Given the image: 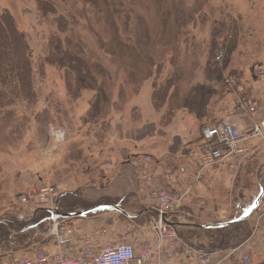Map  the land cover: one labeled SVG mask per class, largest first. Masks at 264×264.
Wrapping results in <instances>:
<instances>
[{
    "label": "rangeland",
    "instance_id": "374dc122",
    "mask_svg": "<svg viewBox=\"0 0 264 264\" xmlns=\"http://www.w3.org/2000/svg\"><path fill=\"white\" fill-rule=\"evenodd\" d=\"M50 1L57 8L55 18L48 15L42 19L38 0H0V15L7 11L12 16L28 45L35 94L31 105L17 104L6 116H0V219L29 216L40 188L50 189L53 197L58 190H68L67 186L73 182L104 184L111 172L101 167L99 149L117 155L107 144L111 137H118V148L122 145L136 148L138 153L148 154L150 160H158L159 152L165 149L164 130L176 131L178 123L180 138L189 136L178 119L181 115L176 118L178 113L191 116L194 122L189 125L194 128L227 118L246 127L250 125L248 119L264 121V0H109L116 9L109 25L99 23V14L81 0ZM58 15L62 17L63 28L54 25L58 24ZM112 25L115 35H105ZM231 35L236 37V43L229 51ZM52 37L60 42L55 45L61 48L59 52L53 51V59H62L66 41L78 45V55L89 66L100 65L104 69L105 86L100 101L95 91L78 90L76 74L65 63L45 62L46 47ZM216 46V54L222 57L217 60L212 53ZM222 47L225 48L221 50ZM39 63L42 68L37 67ZM89 69L90 73L83 71L81 75L82 85L96 89L99 68ZM218 74L217 81L214 77ZM91 78L98 86L89 84ZM201 91L205 97L198 104L196 95ZM151 97L152 101L158 100L159 109L152 108ZM238 102H256L255 114L245 117L243 112L236 111ZM200 105L203 115L198 118ZM164 120L173 124L165 129ZM57 131L62 138L54 137ZM149 132L151 135H147ZM259 142L264 148V140ZM132 152L136 153L134 149ZM239 173L240 170L232 175L229 171V179L209 185L214 184V193L222 195L230 183L231 192H236V183L241 181ZM190 193L191 190H186L180 194L186 198ZM19 194L28 197L29 208L20 206ZM139 199L136 202L139 205L130 207L129 200L124 208L133 213L147 207L141 196ZM65 200L63 209L67 211L98 203L86 204L79 196L78 200L85 205L77 208L70 206L72 199ZM198 201L184 200L175 209L181 222L190 227L208 225L217 208L213 201ZM234 204L230 202L231 207ZM104 214L99 212V220L89 215L71 218L66 223L80 235L105 229L107 238L111 234L112 243L119 241L115 236L120 232L133 230L135 236L148 232L145 215L129 221L116 213ZM8 230L10 235L20 228ZM180 231L193 244L200 240L208 243L211 238L216 241L214 248H218L221 242L227 248L223 251L229 255L237 248L233 246L237 238L230 231L209 232L202 228ZM21 233L26 238H19V243L5 237L7 242L0 251L20 249L27 244L29 247L20 252L27 253L43 245V233L35 230ZM2 239L0 244L5 241Z\"/></svg>",
    "mask_w": 264,
    "mask_h": 264
},
{
    "label": "crops",
    "instance_id": "0c3cea01",
    "mask_svg": "<svg viewBox=\"0 0 264 264\" xmlns=\"http://www.w3.org/2000/svg\"><path fill=\"white\" fill-rule=\"evenodd\" d=\"M180 115L182 118H178ZM185 115L181 112L177 114L176 118L181 120V126L183 129H188V138H180L181 133L178 129V123H176V131L164 130L163 145H165V149L159 152L158 160H150L148 154L138 153L136 148H132L136 153H133L132 149L123 145L118 148V137H111L107 140V144L109 147L115 149L117 155H113L108 150L102 151V149H99V160L102 161L101 167L106 171H110L111 177L107 181L102 179L104 184L98 185L73 182L67 186L68 190H61V192L58 190L57 194L76 192L79 194L80 199L86 204L95 202L99 203V201L102 200L113 202L116 199L127 197L128 199L126 201L128 202L130 200V207H132V205H139V203L136 204V202H139L140 200L137 177L142 171L140 169H133L128 164L127 158H132V156H144L149 162L147 166L142 168V170H145L146 173H148L152 188L164 189L170 193H181L189 189V191L191 190V193L188 196L186 195V201L189 200L192 202L194 199L208 202L213 201L217 208L214 210L215 214L210 217L209 221H207L208 225L230 221L234 222L230 223L229 226L241 223L233 227L228 226L229 228L226 229V232L230 231L235 234L234 238H237L236 243L233 245L234 247H237L235 248V253L229 255L223 250L220 251V249L223 248L221 242H219L220 246L218 248H214L216 241L211 238H208L210 239L208 240V243H202L200 240L198 243L195 242L196 244H193L189 240H185L192 245L198 253L206 255L211 264H243L244 257L248 259V264H264V206L262 202H259L256 207L252 208L258 194L263 193L264 197V191L261 192V190L264 189V186L262 189L259 188L260 182L264 185V148L262 147V144H260L259 141L253 143L252 146L257 147L255 156L253 159H249L250 161L246 162L238 174L240 175L239 179L245 181V184L238 181L235 186L236 192H231L230 183H228L225 186L222 195L214 193V184L209 185V183H218L226 178L229 179L230 176L227 172L226 166L223 164L220 166H214L197 177L198 162L193 154L202 144V138L198 126L196 125L194 128L192 125H189L194 122L191 120L192 117L188 115L187 119ZM248 121L250 124L251 120L248 119ZM238 124L242 129H249L250 127V125L248 127L244 126L240 121ZM147 135H151V133ZM38 151L40 152L39 149ZM99 171L102 172L103 170H100L99 168ZM246 177H248L247 181L245 179ZM249 187L254 189L251 190ZM257 189L258 192L256 194L255 191H257ZM240 192L243 194H240ZM19 196L20 194L17 197ZM230 202L235 203L234 207H231ZM219 203H222L223 207H220ZM248 209H253L254 211H250L246 217L240 219ZM79 210L80 209L76 211ZM125 211L129 212L127 208H125ZM232 212L234 214H232ZM251 213H253V215L248 219ZM230 214L232 215L230 218L233 217L231 220H229L230 218L227 219V216ZM102 215L105 214L102 213ZM90 216L99 220V212ZM192 229L195 230L194 227L183 226L180 230ZM146 230L148 232H138L137 239L146 240L151 245L155 240V236L149 229L146 228ZM120 233H117L115 236V238L119 240H117L118 243H128L129 240H131V237L128 236L121 237ZM76 234L78 242H80L83 237H93L98 239V245L100 247L105 241V237H99V230L93 234L85 233L83 235H80L76 230ZM109 235V238L106 237V239L110 241L111 234ZM155 261H160L163 264H198V257L194 255L192 257L172 259L168 252V248H165L160 255L155 257Z\"/></svg>",
    "mask_w": 264,
    "mask_h": 264
},
{
    "label": "trees",
    "instance_id": "16d2710c",
    "mask_svg": "<svg viewBox=\"0 0 264 264\" xmlns=\"http://www.w3.org/2000/svg\"><path fill=\"white\" fill-rule=\"evenodd\" d=\"M81 2L85 5H89L96 15L99 14V23H103L105 25H109L112 16L115 13V5L112 2H109V0H81ZM98 2H99V8H98ZM38 7L39 12L42 19H45L46 16H55L56 14V7L53 5V3L50 0H38ZM55 18V17H54ZM57 23H54L55 26H59L61 28L64 27V23L60 21L62 19L61 16H56ZM110 31H106L105 35L112 36L115 35V26L112 25L109 27ZM228 43V49L229 51L234 47L236 43V37L234 35L230 36ZM55 44H60L57 39L52 37L47 45L48 54L46 56L45 62L48 65H62L65 63L67 66H65L67 69L70 68L74 71L76 74V85L78 86V90L81 89H90L96 92V95H99V101L100 97L103 93L102 87L105 86L104 84V69L99 65V67L95 65L89 66L88 63L84 62V57L78 55L79 47L76 44H71L69 42L64 41L65 51L61 52L62 59H53V51L59 52L61 50L60 47H58ZM225 47H222L221 50H223ZM217 46L215 48V51H212L214 59H221L222 57L220 55L216 54ZM221 52V51H220ZM31 54L28 48V45L24 39L23 34L18 30L15 23L13 22L12 16L7 12H2L0 15V116L4 114H8L7 111L15 107L17 104L25 103L26 105H31L32 102L35 100V94L32 86V75H33V64L31 60ZM45 62H43L45 64ZM37 67L42 68L41 63L37 65ZM97 69L99 68V86L95 82L94 78H91L89 84L90 85H96L98 88L92 89L91 87H86L82 85V78L81 75L83 71L85 73H90V69ZM217 81L220 79V75H216L214 77ZM154 94V93H153ZM205 93L203 91L199 92L197 97V103L201 104L203 102ZM105 101V100H103ZM158 100L152 101L151 97V104L153 109H159L160 107H157ZM185 108H187L185 106ZM154 109V110H155ZM157 113V112H156ZM165 113V112H164ZM197 117H201L203 115V112L201 111V105L197 108ZM6 116V115H4ZM161 118V117H160ZM207 122H205L206 124ZM170 125V121L164 120L162 123L163 127H167ZM79 195L76 192L73 193H64L59 194L56 197L54 208L58 209L62 213H70L74 210H64V201H66V198L72 199V203L70 204L71 207H81L85 205L82 201L78 200ZM128 198L123 197L121 199H116L113 202H103L101 204L103 205H118L120 208H124V204ZM100 203H96L94 205L86 206L85 208L80 209H90L92 207H96L101 205ZM66 207H68V203L66 204ZM121 216V215H120ZM49 217L48 212L46 211H40L34 222L36 224L35 229H30V231L35 230L36 232L43 233L46 231L49 227V223L46 222ZM123 217V216H122ZM17 221L16 219H0V237L5 239V237H10L15 243H19V238H26L25 233L20 234H10L9 235V228H16L19 229L18 231H22L27 225L21 222H14ZM18 224L15 227L14 225ZM221 231V230H218ZM24 235V236H23ZM23 236V237H22ZM2 239V240H3ZM7 239L3 243L0 244V248L4 247L6 244ZM12 242V243H14ZM14 243V244H15ZM31 243L30 241L28 242ZM35 243V242H32ZM4 244V245H3ZM3 245V246H2ZM27 244L24 248H27ZM13 249L5 250L4 252L0 251V254L5 253L7 251H10Z\"/></svg>",
    "mask_w": 264,
    "mask_h": 264
},
{
    "label": "built area",
    "instance_id": "2783aa9c",
    "mask_svg": "<svg viewBox=\"0 0 264 264\" xmlns=\"http://www.w3.org/2000/svg\"><path fill=\"white\" fill-rule=\"evenodd\" d=\"M204 145L199 151V161L202 168H207L222 161H232L241 163L248 155V142L260 135V127L255 126L249 133L238 131L233 123L223 122L214 127L206 128L202 131ZM56 139L62 138L60 132H54ZM135 164V162H133ZM233 166H230L232 169ZM145 182V178H142ZM52 191L46 187L38 191L36 199L39 203L51 201ZM157 196H163L164 192H154ZM151 196V195H150ZM152 200L155 199L151 196ZM174 202L167 204L161 213H169L175 204L179 202L178 197L167 196ZM25 198H21V203H26ZM159 242L175 237L172 231L166 230L161 224L155 226ZM125 232L123 235H127ZM46 241L55 250L48 248L35 250L30 256L5 257L0 255V264H148L153 251L147 245L135 244L138 254H134V247L126 243L114 244L104 242L99 247L96 240L84 238L80 245H75V235L71 228L59 223L53 224L47 235ZM179 243L176 242V245ZM47 245L46 247H48ZM190 254V251H185ZM201 264H208L206 259L201 260Z\"/></svg>",
    "mask_w": 264,
    "mask_h": 264
},
{
    "label": "bare ground",
    "instance_id": "6f19581e",
    "mask_svg": "<svg viewBox=\"0 0 264 264\" xmlns=\"http://www.w3.org/2000/svg\"><path fill=\"white\" fill-rule=\"evenodd\" d=\"M256 106H257L256 102H248L247 104H243L241 102H238L236 104V111H241V112H243V115L245 117H249V116L255 114ZM223 122L233 123L235 125V128L238 131L245 132V133L251 132L255 126H258V127H260V135H258L257 137L251 139L248 142V148H249L248 155L241 163H237V162H232V161H227L226 160V161H222L219 164H215V165L207 167V168H202V166L200 164V161H199V151H200V148L204 145V139H203L202 131L204 129H206V128H209V127L218 126V125L222 124ZM172 123L173 122H171L170 125ZM199 131H200V136L202 138V144L198 147L197 151H195L194 154H193L194 158L198 162L197 177H199L202 173H204L208 169H211L214 166H220V165H223V164L226 166V169H227L228 173L230 171L232 173V175H235L239 170H241V168L246 164V162L250 161L249 159H253L254 158L255 152L257 151V147L252 146L253 143L256 142V141H263L264 140V121H260V122L251 121L249 129H242L239 126L238 122L231 121V119L227 118V119H225L223 121H220V122H218L216 124H202L199 127ZM127 160H128V164L133 169H142L145 166H147L148 162H149L148 159L146 157H144V156H132V158L131 157L127 158ZM133 162H135V164H133ZM230 166H233L232 169L230 168ZM143 177L145 178V182L142 181ZM137 185L139 187V194L142 197V202H144L143 204L144 205L146 204L148 206L150 204H152V205L150 207H148V206L145 207L146 209L142 208L144 210L140 209L138 212L134 211L133 213H129V212L126 211L127 220L134 221V220H137V219H139V218H141L142 216L145 215L144 218H146L147 222H148L147 226H148L149 230L154 233L155 240L150 245L149 242L146 241V240L137 239V236H135L136 234L134 235V231L133 230H128V234L126 235V237L127 236L131 237V240H129V242L126 243V244L131 245V246L134 247V254L135 255L138 254L137 247L134 246L135 244L138 243V244L147 245L148 249L153 251L152 257L150 258L148 264H163L160 261H155V257L160 255L161 252L163 251V249H165V248H168V252L170 253L172 259H177V258H180V257H192V256L196 255L198 257V264H201V260L202 259H206L208 261V264H211L209 258L206 255H204L202 253H198L194 249V247L192 245H190L189 243L186 242L187 239H184V236H181V232H180L181 227H183L184 225H186V227H190L189 224L181 222L182 221L181 217L176 215L177 211L175 209L178 208L179 205L181 204V202L185 200L183 195H181L180 193H170V192H167L164 189H154V188H152L151 181L149 179V176L146 174V172H143V173L139 174V176L137 177ZM263 186L264 185L261 184V182H260L259 183V188L262 189ZM258 189H257V191H255L256 194L258 192ZM187 191H189V189ZM263 191H264V189L261 190V192H263ZM154 192H164L166 194H163V196H157V195L154 194ZM184 192H186V191H184ZM260 194H258L256 198H258ZM150 195L155 199V201L150 198L151 197ZM167 196L178 197L179 202L173 206L171 212H169V213H161L160 209H163L167 204H169L171 202H174L173 198H172V200H169L167 198ZM259 202H262V204L264 206V197L263 196H262V198L260 199ZM249 212H250V209L245 211L240 219H242L245 216H247L249 214ZM253 213H251L249 215L248 219L251 218ZM173 218H176V220H174ZM232 218H230L229 220H231ZM229 220H227V221H229ZM233 222L234 221L225 222V223L222 222V223L211 224V225L199 224V225H193V226H194V229L195 228H202V229H204L206 231H209V232H216L218 230H226L229 227H233L235 225L241 224V223H238V224L229 226V224L233 223ZM158 223H161L166 228V230L172 231L174 233L175 237L172 238V239L169 238V239H167L164 242H159V239H158V236H157V232L155 230V226L158 225ZM226 223H229V224L227 226H225V227H221L223 229H215V230L212 229V226H216V225H220V224H226ZM178 226H180V229L178 228ZM176 242H178L179 244L176 245ZM224 249H227V248L223 247L222 249H220V251L224 250ZM187 250L190 251V254H186L185 253V251H187ZM235 251H236L235 249L231 250V254L235 253ZM248 263H249L248 259L246 257H244L243 258V264H248Z\"/></svg>",
    "mask_w": 264,
    "mask_h": 264
},
{
    "label": "water",
    "instance_id": "95a60500",
    "mask_svg": "<svg viewBox=\"0 0 264 264\" xmlns=\"http://www.w3.org/2000/svg\"><path fill=\"white\" fill-rule=\"evenodd\" d=\"M263 193H261L259 195V197L254 201L253 203V207H256L257 204L259 203L260 199L262 198ZM102 211H116L119 212L121 214H125V212H123L121 209L117 208L116 206H104L101 207ZM253 209H251L250 211H252ZM89 211H81V212H77V213H68V214H61L58 211L54 212V217L52 218L53 220H58V219H70V218H74V217H83L85 214H87ZM250 213V212H249ZM246 217V216H245ZM229 223L226 224H220V225H216V226H212V228H221V227H225L227 226Z\"/></svg>",
    "mask_w": 264,
    "mask_h": 264
}]
</instances>
